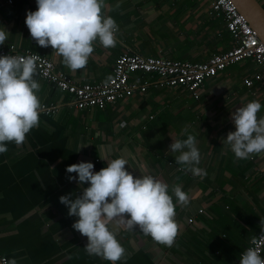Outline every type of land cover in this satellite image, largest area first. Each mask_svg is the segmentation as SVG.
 <instances>
[{"label":"crops","instance_id":"1","mask_svg":"<svg viewBox=\"0 0 264 264\" xmlns=\"http://www.w3.org/2000/svg\"><path fill=\"white\" fill-rule=\"evenodd\" d=\"M12 1L0 0V27L10 32L0 48L31 49L79 82L111 80L124 53L206 61L235 45L210 0H106L103 13L119 26L117 43L105 48L97 40L87 65L71 70L51 46L31 37L25 18L36 10V0ZM257 71L251 59L228 65L205 81L199 98L161 85L155 73L137 71L130 80L147 81L145 91L106 108L83 109L37 73L39 126L22 144L7 142L8 151L0 153V255L17 264H112L85 250L87 237L72 228L77 217L68 215L59 197L82 192L77 181H69L77 174L67 173L66 166L91 161L99 171L108 159L124 156L134 176L150 173L167 182L170 193L180 185L190 202L176 206L179 230L172 246L138 227L110 222L125 248L115 264H237L264 229V152L240 159L222 140L235 130L231 113L241 105L259 100L258 116L264 115V80L245 82ZM184 128L196 136L204 175L182 169L174 158L179 153L168 151L173 140L187 138ZM80 144L86 145L77 151Z\"/></svg>","mask_w":264,"mask_h":264},{"label":"clouds","instance_id":"2","mask_svg":"<svg viewBox=\"0 0 264 264\" xmlns=\"http://www.w3.org/2000/svg\"><path fill=\"white\" fill-rule=\"evenodd\" d=\"M106 0H36V10H28L25 24L39 46L49 47L63 57L71 70L87 65L97 40L105 47L117 43L116 20L103 13ZM0 27V45L9 35ZM35 56L19 57L0 54V153L8 151V143L22 144L26 134L38 127L41 100ZM262 104L251 100L231 113L235 130L230 131L222 144L230 146L235 157L247 159L264 152V115L258 116ZM186 139H175L168 151L179 153L175 162L193 175H204L199 167L201 154L196 136L182 129ZM86 144L78 146L79 151ZM107 166L94 171L91 161L66 166L69 181H77L82 192L68 193L59 200L67 207L68 215L75 216L72 228L87 237L85 250L115 264L125 257V248L110 222L138 227L145 235L159 243L172 246L178 235L175 219L176 206L187 205L189 195L180 185L172 187L158 177L143 171L134 176L125 166L128 159L119 156L107 160ZM130 167V166H129ZM143 167V166H142ZM87 186L84 187V184ZM74 197V198H72ZM175 197V201H174ZM8 264H17L15 258ZM239 264H264V257L255 247H248L239 258Z\"/></svg>","mask_w":264,"mask_h":264},{"label":"built area","instance_id":"3","mask_svg":"<svg viewBox=\"0 0 264 264\" xmlns=\"http://www.w3.org/2000/svg\"><path fill=\"white\" fill-rule=\"evenodd\" d=\"M12 3V0H9ZM211 11L222 14L226 27L231 33L235 45L225 52L214 53L206 61H184L167 57L144 56L142 54L124 53L114 66V76L107 82H79L67 73L60 71L49 57L31 49H21L15 45L0 48V54L19 57L35 56L37 73L40 77L54 83L62 91L69 93L75 105L80 108H106L121 99H125L137 90L145 91L149 83L139 80L131 81L133 72L155 73L161 85L178 87L195 98L200 97V89L208 78L216 76L228 65L251 59L259 71L245 79L248 86L255 80H264V42L257 31L250 25L232 0H210ZM192 221V219H191ZM249 247H255L264 257V229L252 241ZM9 258L0 255V264H8ZM239 264V260L237 262Z\"/></svg>","mask_w":264,"mask_h":264},{"label":"water","instance_id":"4","mask_svg":"<svg viewBox=\"0 0 264 264\" xmlns=\"http://www.w3.org/2000/svg\"><path fill=\"white\" fill-rule=\"evenodd\" d=\"M264 42V5L259 0H232Z\"/></svg>","mask_w":264,"mask_h":264}]
</instances>
